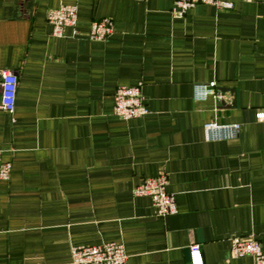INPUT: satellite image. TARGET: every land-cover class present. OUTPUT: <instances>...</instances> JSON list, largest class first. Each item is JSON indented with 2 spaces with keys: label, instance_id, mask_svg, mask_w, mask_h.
Wrapping results in <instances>:
<instances>
[{
  "label": "crops",
  "instance_id": "obj_1",
  "mask_svg": "<svg viewBox=\"0 0 264 264\" xmlns=\"http://www.w3.org/2000/svg\"><path fill=\"white\" fill-rule=\"evenodd\" d=\"M197 5L172 0H0V71L17 77L14 110H0V264H69L74 246L122 244L127 264H252L232 237L264 252V0ZM77 8L52 35L46 14ZM108 18L113 34L88 38ZM221 97L195 101L197 83ZM140 85L148 114L113 113L119 87ZM220 89H226L221 92ZM240 125L207 141V122ZM174 215H156L133 189L160 173Z\"/></svg>",
  "mask_w": 264,
  "mask_h": 264
},
{
  "label": "built area",
  "instance_id": "obj_2",
  "mask_svg": "<svg viewBox=\"0 0 264 264\" xmlns=\"http://www.w3.org/2000/svg\"><path fill=\"white\" fill-rule=\"evenodd\" d=\"M233 0H172V14L183 16L186 11L197 5H209L219 10L233 8ZM46 20L51 25L52 35L62 37L66 28H74L77 23V8L73 5H62L51 9L46 14ZM113 23L108 18L92 22L88 38L92 41H103L113 34ZM17 88V77L11 71H0V110L12 113L14 110ZM213 95L220 100L214 82L197 83L193 87L195 101H204ZM144 103L141 86L119 87L114 93L113 113L122 120L140 118L148 114ZM258 120H264V112L256 114ZM240 125L218 124L207 122L203 125L207 141L232 140L238 136ZM11 173V163L1 157L0 152V182L8 181ZM168 177L162 172L154 177L146 178L133 189L135 197H147L155 213L159 217L174 215L177 212L175 197L168 192ZM230 253L233 258L251 257L252 264H264V252L261 244L252 236L232 237ZM69 264H127V255L122 244L104 243L98 246H74L70 250ZM189 264H204L200 245L189 247Z\"/></svg>",
  "mask_w": 264,
  "mask_h": 264
},
{
  "label": "water",
  "instance_id": "obj_3",
  "mask_svg": "<svg viewBox=\"0 0 264 264\" xmlns=\"http://www.w3.org/2000/svg\"><path fill=\"white\" fill-rule=\"evenodd\" d=\"M221 92H226L227 90L226 89H220ZM187 256H188V261H189V249L187 250Z\"/></svg>",
  "mask_w": 264,
  "mask_h": 264
}]
</instances>
